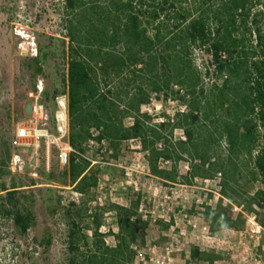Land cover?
Masks as SVG:
<instances>
[{"label":"trees","instance_id":"1","mask_svg":"<svg viewBox=\"0 0 264 264\" xmlns=\"http://www.w3.org/2000/svg\"><path fill=\"white\" fill-rule=\"evenodd\" d=\"M63 9L72 151L59 186L80 198L62 209L65 264H133L142 240L136 204H110L103 212L113 214L116 232L100 231L101 215L83 199L97 185L84 156L88 140L114 154L139 141L152 175L164 182H175L185 159L192 179L218 178L219 195L255 214L264 230V0H63ZM196 50L210 59L204 73L193 63ZM205 76L214 79L206 84ZM157 94L176 97L185 111L155 123L142 107ZM175 130L182 139L173 140ZM159 161L173 166L162 170ZM249 184L260 187L249 195ZM1 188L25 234L31 210L15 188Z\"/></svg>","mask_w":264,"mask_h":264},{"label":"rangeland","instance_id":"2","mask_svg":"<svg viewBox=\"0 0 264 264\" xmlns=\"http://www.w3.org/2000/svg\"><path fill=\"white\" fill-rule=\"evenodd\" d=\"M65 17L63 0H0V189L15 188V199L26 202L34 219L20 234L10 200L0 193V264H65L62 209L80 198L70 187L59 186L64 168L57 160V146L47 136L35 154L10 144L18 123L30 115L29 93L35 86L41 83L40 98L50 115L53 98L64 90L69 46ZM192 60L202 73L210 64L198 50ZM213 79L205 76V83ZM142 111L159 123L173 119L185 106L176 97L157 94ZM124 124L130 126L131 120ZM48 133L53 134L51 123ZM182 138L180 130L173 132V140ZM91 141L85 144L84 156L91 160L97 185L83 199L101 215L104 234L116 232L113 214L103 212L110 204L137 205L143 228L133 264H264V230L255 214L219 195L218 178L192 179L183 159L175 166V182H164L152 175L139 141L124 142L117 154ZM14 153L22 163L12 170ZM172 166L158 162L162 170ZM259 187L249 184L245 192L253 194ZM105 241L114 245L109 234ZM206 255L215 260H202Z\"/></svg>","mask_w":264,"mask_h":264},{"label":"built area","instance_id":"3","mask_svg":"<svg viewBox=\"0 0 264 264\" xmlns=\"http://www.w3.org/2000/svg\"><path fill=\"white\" fill-rule=\"evenodd\" d=\"M43 87L41 83L35 86V91L29 93L31 99L30 115L19 122L11 138V147L33 150L37 152L40 141L44 137H51L57 146V160L61 168H66L69 162V154L72 151L68 143V94L67 89L53 98V111L49 114L46 106L41 101ZM52 125L53 134L48 133V126ZM92 142V141H91ZM12 170L21 166V158L18 153L11 156Z\"/></svg>","mask_w":264,"mask_h":264}]
</instances>
